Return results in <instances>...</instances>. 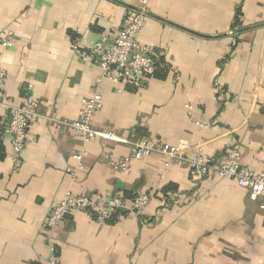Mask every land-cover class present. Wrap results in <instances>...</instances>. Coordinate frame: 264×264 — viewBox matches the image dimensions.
Here are the masks:
<instances>
[{"label":"crops","instance_id":"0c3cea01","mask_svg":"<svg viewBox=\"0 0 264 264\" xmlns=\"http://www.w3.org/2000/svg\"><path fill=\"white\" fill-rule=\"evenodd\" d=\"M141 0H0V100L19 106L31 86L39 117L15 169L0 107V264H42L45 218L67 192L155 194L140 215L97 224L74 212L53 230L60 264H264V210L230 179H200L187 164L150 154L121 172L131 146L82 142L61 125L78 117L101 71L74 46L113 39ZM138 41L166 66L132 90L103 80L94 129L211 158L227 150L258 171L264 147V0H148ZM10 39L12 47H3ZM218 87V88H217ZM222 90V94L219 92ZM54 117L55 122L48 120ZM86 151L82 168L74 155ZM70 170V172L68 171ZM174 185L175 196L162 188Z\"/></svg>","mask_w":264,"mask_h":264},{"label":"built area","instance_id":"2783aa9c","mask_svg":"<svg viewBox=\"0 0 264 264\" xmlns=\"http://www.w3.org/2000/svg\"><path fill=\"white\" fill-rule=\"evenodd\" d=\"M147 3L148 0L140 1V6L132 11L129 19L113 39L96 41L86 49H81L78 45L74 46V56L82 63L98 68L101 76L95 81V92L82 101L78 117L60 124L71 129L75 136L84 143L100 139L114 144L130 145L131 153L127 157L115 161L111 156H107L111 158L110 164L116 170L126 172L132 161L150 154H158L168 160L187 164L190 172L200 179L214 176L233 180L238 188L246 191L249 199L260 200V207L264 210V147L261 152L260 169L253 171L242 166L241 154L236 149L227 150L219 158H211L206 156L199 146L179 149L150 139L132 141L117 133L92 127L91 119L102 105L98 87L103 80L140 90L144 89L147 83L154 78L159 59L151 49L138 41L139 32L148 13ZM2 46L12 47L13 41L7 39L2 42ZM5 76V72L0 68V94L3 91ZM219 92L222 94L220 88ZM38 106V100L31 86L27 87V93L19 106H13L0 100V107H3L7 113L3 136L9 139V157L15 169L20 164L21 156L26 148L29 125L39 117ZM48 120L55 122L52 116ZM86 155V151L74 155L78 161V169L82 168V161ZM68 171L70 172L69 169ZM170 196L174 197L175 194L172 193ZM155 197L156 195L151 193L137 194L131 199H126L122 195L90 196L67 192L64 198L51 208L41 229L42 238L48 249V254L42 264H60L58 249L52 233L72 213H87L97 224L105 225L115 213L140 215Z\"/></svg>","mask_w":264,"mask_h":264},{"label":"trees","instance_id":"16d2710c","mask_svg":"<svg viewBox=\"0 0 264 264\" xmlns=\"http://www.w3.org/2000/svg\"><path fill=\"white\" fill-rule=\"evenodd\" d=\"M166 69L167 68H166L165 65H163V62L162 61H158L157 68H156V71H155V74H154V78L155 79H164L166 77V73H167V70ZM132 90L134 91V89H132ZM4 151H5L4 150V147H3V145H2V143L0 141V159H3L4 158V156H5ZM176 191H177V187L176 186H174V185H167L166 187H164V188L161 189L160 194L162 195V198L165 200V202L166 201L169 202L167 195L169 193H171V192L174 193ZM122 196H124L126 199H131V198L134 197L133 195H128V194L122 195ZM120 214L124 215L125 213L124 212H121V213L119 212V213L113 214L111 216V218L108 220L107 223H112L113 219L117 215H120Z\"/></svg>","mask_w":264,"mask_h":264}]
</instances>
